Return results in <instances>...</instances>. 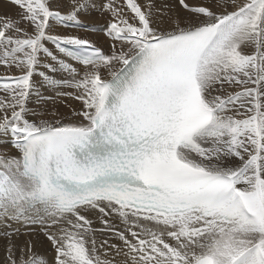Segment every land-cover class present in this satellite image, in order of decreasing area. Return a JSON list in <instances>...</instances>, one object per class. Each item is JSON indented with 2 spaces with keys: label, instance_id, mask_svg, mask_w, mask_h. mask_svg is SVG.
Instances as JSON below:
<instances>
[{
  "label": "snow or ice",
  "instance_id": "6c2138e0",
  "mask_svg": "<svg viewBox=\"0 0 264 264\" xmlns=\"http://www.w3.org/2000/svg\"><path fill=\"white\" fill-rule=\"evenodd\" d=\"M10 2L21 11L0 18V64L20 75L0 80V137L16 150L0 154V222L41 225L56 264H264V0H178L188 15L170 31L155 0H125L131 17L107 0V35L121 45L111 54L49 34L52 22L79 24L90 0L67 14L53 0ZM65 85L82 102L78 122L29 119L31 96ZM92 211L122 244L98 250Z\"/></svg>",
  "mask_w": 264,
  "mask_h": 264
},
{
  "label": "bare ground",
  "instance_id": "6f19581e",
  "mask_svg": "<svg viewBox=\"0 0 264 264\" xmlns=\"http://www.w3.org/2000/svg\"><path fill=\"white\" fill-rule=\"evenodd\" d=\"M103 0H100V2ZM193 2L195 5L197 4H207L212 6L214 3L208 0H186V2ZM106 2V1H105ZM115 4L117 7H120L122 10V14L126 17H131L130 10L127 9L126 3L124 0H115ZM52 6L54 9L59 10L62 14H67L73 8L72 0H53ZM104 10L101 8V5L93 6L90 0V7L86 11H82L78 14V19L84 22H87L90 27L86 29L78 28L76 26H67L61 25L57 22H52L51 29L49 34L52 35H70V36H78L79 38H87L92 44L98 45L105 49V54H111L113 51L112 45L115 44L116 48H120V42L113 41L108 35V25L111 22H114V18L111 12H106L102 14L100 12ZM21 10L12 4L10 0H0V18H11L13 20L18 18V14ZM179 13L181 16H187V10H184L182 6H180L177 0H158L155 3V7L153 8V18L160 28L170 31L173 25L171 24V19ZM106 19H109L108 22ZM105 20L107 22H105ZM46 46L52 50L56 51V45L52 42H47ZM48 61H44V64H47ZM74 66L83 73V66L80 64L74 63ZM8 67L0 64V75L6 74L5 69ZM45 68L41 67L38 71H44ZM6 76V75H5ZM105 77L107 78V74L105 73ZM1 78V76H0ZM57 78H59V74H57ZM66 79H71L67 77ZM34 80L38 82H42L41 78L38 75H34ZM251 86V85H249ZM226 92L240 91V86L232 85L231 87L225 85ZM74 89L68 87L67 85L60 88H49L47 86L40 88L39 95H33L29 99L28 107L29 109L35 113L29 117V119L39 122L40 119H48L50 122L55 124L56 119H59L61 123H74L78 122L80 117L77 115L82 108V102L77 100L72 95H64L63 93H73ZM0 94H2V90H0ZM51 97V98H50ZM43 101L42 106H36L38 101ZM47 100L52 101L50 103L46 102ZM50 108V110H47ZM55 112L57 115L53 118L52 113ZM0 154L3 155H15L16 150L13 148L10 137H0ZM87 218L91 221L92 235H94L98 250L103 253L104 249L100 248V245L104 240H108L109 244H122L118 238L114 236V233L111 231H105L106 226L101 222V214L96 211H92L90 213L85 214ZM109 224L114 229H119L124 231L126 226L122 223L120 218L113 213L108 217ZM146 226H151L147 222ZM19 229V232H16V229ZM5 229V230H3ZM49 231L55 232L56 230L48 229ZM0 235L5 236L8 239V247L9 242L13 246V253L17 258L18 264L21 258L25 261L28 259L30 255H39L45 261V264H56V249L53 245L50 244V241L47 239L45 235V230L41 225L38 224H16V223H4L0 222ZM5 233H9L10 235H5ZM38 233L42 235L45 240L49 242L50 245L42 246L41 249H38L35 242L31 241L29 238V234ZM28 242H31L33 247L31 252L28 251ZM126 250V249H125ZM111 257V252H109V258ZM119 260H123L124 257H117Z\"/></svg>",
  "mask_w": 264,
  "mask_h": 264
},
{
  "label": "rangeland",
  "instance_id": "374dc122",
  "mask_svg": "<svg viewBox=\"0 0 264 264\" xmlns=\"http://www.w3.org/2000/svg\"><path fill=\"white\" fill-rule=\"evenodd\" d=\"M107 2V0H103V1H101L100 2V0H91V3H92V5L93 6H97V5H102L103 3H106ZM158 0H155V3L157 2ZM208 1H212L213 3L215 2V0H208ZM124 2H125V0H124ZM138 2L139 3H141V4H144V2H145V0H138ZM177 2H178V0H177ZM188 3H190V4H192V5H195L192 1L191 2H188ZM179 4V3H178ZM181 6V5H180ZM100 12L102 13V14H104V13H106V12H108V11H106V10H101L100 9ZM4 18V17H3ZM108 22H110V20L109 19H106ZM105 20V22H107ZM80 21V20H79ZM112 23V22H111ZM110 23V24H111ZM67 26H70V27H72V26H76V27H78V28H82V29H86V28H89L90 27V25L87 23V22H84V21H80V23L79 24H73V23H71V22H69L68 24H67ZM82 39H86V40H88L87 38H82ZM89 41V40H88ZM91 43V42H90ZM92 44V43H91ZM92 45H95V44H92ZM96 46H98V45H96ZM103 51H105V49H103ZM5 72H6V74H3V75H0L1 76V78H6V77H9V76H12V77H15V76H19L20 75V71L17 69V68H15V67H11V68H6L5 69ZM6 75V76H5ZM51 98V97H50ZM46 102H48V103H50V102H52V101H49V100H47ZM28 105H30L29 103H28ZM43 105V101H38L37 103H36V106H42ZM47 110H50V108H48ZM63 123H65V122H63ZM3 230H5V229H3ZM0 233H2V231H0ZM29 238H30V240L31 241H33V242H35V244H36V246L38 247V249H41V247L42 246H45V245H52V243H51V241H50V244H49V242L47 241V240H45V238L42 236V235H40V234H38V233H35V234H29ZM7 249H8V239L7 238H5V236H2V235H0V264H8V262H7V256H8V251H7Z\"/></svg>",
  "mask_w": 264,
  "mask_h": 264
}]
</instances>
